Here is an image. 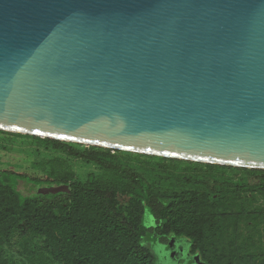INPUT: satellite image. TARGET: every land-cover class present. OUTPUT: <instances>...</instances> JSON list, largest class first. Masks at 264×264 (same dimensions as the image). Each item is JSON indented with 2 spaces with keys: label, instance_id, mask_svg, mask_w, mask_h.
Wrapping results in <instances>:
<instances>
[{
  "label": "water",
  "instance_id": "water-1",
  "mask_svg": "<svg viewBox=\"0 0 264 264\" xmlns=\"http://www.w3.org/2000/svg\"><path fill=\"white\" fill-rule=\"evenodd\" d=\"M0 130L264 170V0H0Z\"/></svg>",
  "mask_w": 264,
  "mask_h": 264
},
{
  "label": "trees",
  "instance_id": "trees-1",
  "mask_svg": "<svg viewBox=\"0 0 264 264\" xmlns=\"http://www.w3.org/2000/svg\"><path fill=\"white\" fill-rule=\"evenodd\" d=\"M13 134L85 159L101 170L78 181L68 158L57 155L42 161V174L0 169L3 235L15 238L30 262L157 264L146 242L152 236L166 245L186 239L205 264H264V208L246 206L249 197L264 196L263 169L241 168L254 175L249 181H234L223 174L229 167L225 165L194 162L195 167L186 170L154 164L158 176L152 180L110 153ZM63 184L70 188L42 191ZM147 218H152L149 227Z\"/></svg>",
  "mask_w": 264,
  "mask_h": 264
},
{
  "label": "rangeland",
  "instance_id": "rangeland-1",
  "mask_svg": "<svg viewBox=\"0 0 264 264\" xmlns=\"http://www.w3.org/2000/svg\"><path fill=\"white\" fill-rule=\"evenodd\" d=\"M7 132L0 131V169L42 174V161H45L51 155H57L68 158L75 171L76 180L78 181H86L89 174L92 172H101L98 166L85 159L67 156L60 151L47 149L43 144L33 138L21 137L13 134V132ZM75 146L82 150L87 149L96 152L110 153L118 158V160L128 162L130 165L138 167L152 180L158 176V169L156 168L158 165L156 166L154 164H161V168L163 169H170L169 165H179L183 169L195 167L194 161L175 160L168 157H166L168 159H160L156 158L155 155L136 152L130 153L124 150L104 147L98 148V146H95L97 149H93L91 145L86 144H76ZM164 165H166V167H163ZM248 170L229 166L223 169V174L234 181H249L254 174ZM246 196H251V194H246ZM246 206L264 208V196H257L255 199L249 197L246 201ZM1 222L0 264H34L26 259L25 250L17 244L15 238L11 236L5 237L3 235L4 223L3 221ZM145 224L148 227L151 226L153 224L152 218H147ZM262 225H264V220ZM146 242L155 253L157 264H205L200 253L193 254L191 252V244L186 241V239H176V241H171V244L166 245L160 243L158 240H154L152 236H150V238L148 236ZM174 246L176 249H174ZM39 264L41 263L39 262Z\"/></svg>",
  "mask_w": 264,
  "mask_h": 264
},
{
  "label": "flooded vegetation",
  "instance_id": "flooded-vegetation-1",
  "mask_svg": "<svg viewBox=\"0 0 264 264\" xmlns=\"http://www.w3.org/2000/svg\"><path fill=\"white\" fill-rule=\"evenodd\" d=\"M176 241V240H175ZM178 248V247H177Z\"/></svg>",
  "mask_w": 264,
  "mask_h": 264
}]
</instances>
